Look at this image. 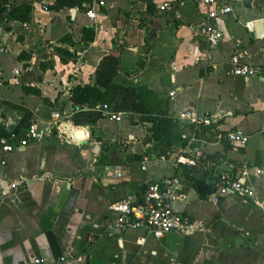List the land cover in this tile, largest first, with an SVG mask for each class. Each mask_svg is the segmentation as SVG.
Segmentation results:
<instances>
[{
	"label": "crops",
	"instance_id": "obj_1",
	"mask_svg": "<svg viewBox=\"0 0 264 264\" xmlns=\"http://www.w3.org/2000/svg\"><path fill=\"white\" fill-rule=\"evenodd\" d=\"M216 1L230 11L213 19L221 34L201 59L199 0H105L93 6V17L85 14L89 0L79 7L0 0V115L19 112L17 134L29 120L43 127L52 111L66 117L65 139L53 131L22 151L0 152V264H53L60 254L81 264H264V175L255 173L264 170V0ZM22 4L29 5L27 21L7 19ZM234 52L257 71L233 74ZM107 55L120 67L114 85L145 86L163 104L153 114L176 120L183 110L215 114L221 134H245L243 144L222 137L229 145L223 150L221 138L192 139L177 120L192 150L186 154L197 150L204 158L199 169L214 166L239 178L252 198L201 199L181 181L171 207L188 216V228L158 238L144 229H115L109 204L179 172L149 154L146 119L121 109L126 116L115 121L70 100L75 85L104 92L95 71ZM12 179L19 183L7 192Z\"/></svg>",
	"mask_w": 264,
	"mask_h": 264
},
{
	"label": "built area",
	"instance_id": "obj_2",
	"mask_svg": "<svg viewBox=\"0 0 264 264\" xmlns=\"http://www.w3.org/2000/svg\"><path fill=\"white\" fill-rule=\"evenodd\" d=\"M45 0H39L44 7ZM204 8L203 18L196 24L197 33L202 37L204 48L202 50L205 59L208 48L213 46L219 38L221 31L218 25L213 21L219 15H223L230 11L227 4H217L216 0H199ZM105 0H89L85 14L88 17H93L95 12L93 6H104ZM166 3L159 4L158 8L163 9ZM6 2L5 7H9ZM241 52H234L228 57V61L232 65L231 72L235 75L246 77L257 71L256 68L250 66L242 59ZM169 96L173 95V91L168 92ZM101 114L107 118L119 121L126 116L125 111L115 110L107 102H98L95 105ZM215 114H195L189 110H183L176 115L177 120H184L185 123L191 124L194 131H198L202 126H209L208 131L213 132L215 140L225 138L229 142L243 144L247 136L238 129L228 130L221 134L218 130ZM66 117L60 111H52L49 121L43 126H37L34 120H29L26 126L21 130L20 134L11 132L4 136H0V152L6 153L13 150L22 151L24 146L29 141H38L52 134L53 131L61 139H65V133L61 130ZM198 138V137H197ZM150 146V142L148 144ZM191 147L189 143L176 150L168 151L165 154H160L156 158L159 160L169 161L175 170H178L180 164L193 165L195 160L200 156V152L194 151L190 153ZM188 155V158L185 156ZM3 163V160L0 161ZM116 176L120 175L119 170H114ZM256 174H263L264 170L255 169ZM19 183L18 179H12L7 183V192ZM181 177L175 172L165 175L157 181L147 182L143 188L137 190V194L128 195L120 200L109 204V210L112 214V225L115 229H144L147 234L154 238L162 236L164 233L176 229H186L190 226L189 218L185 213L172 209L171 202L181 196ZM214 189L207 196L213 201L218 196L238 197L241 202H246L252 198L253 192L251 188L245 185L239 178L229 177L225 172L219 173V177L214 181ZM33 263H40L41 259L34 257ZM53 264H81L75 262L73 256L68 254H60ZM112 264H124L120 261H115Z\"/></svg>",
	"mask_w": 264,
	"mask_h": 264
},
{
	"label": "trees",
	"instance_id": "obj_3",
	"mask_svg": "<svg viewBox=\"0 0 264 264\" xmlns=\"http://www.w3.org/2000/svg\"><path fill=\"white\" fill-rule=\"evenodd\" d=\"M86 0H54L57 7H79ZM29 5L22 4L12 7L7 12V19L27 21ZM63 60V59H62ZM120 69L117 57L113 55L105 56L99 63L95 71V81L100 83L105 89L104 92H98L93 86L75 85L70 89V100L75 106L94 107L98 102H111L115 110H126L129 113H136L141 119L150 122L148 139L151 140L149 154L157 157L168 151H174L186 145L188 137L180 132V124L175 118L169 115L153 114L154 109L163 106L159 102L151 100V91L145 86L137 88H126L116 86L111 82L112 77ZM190 132H193L191 124L186 123ZM209 126H202L198 131H194V136L201 138L202 141L214 140L213 132L208 131ZM1 131L0 135L6 134ZM13 132H17V128ZM223 150L228 148V143L223 138L220 139ZM217 155V157H222ZM204 158H197L195 164L178 166V174L181 181L187 186L194 189L196 195L204 199L214 189V181L219 177V171L214 166L199 169L198 165L203 162ZM142 185L139 189L143 188Z\"/></svg>",
	"mask_w": 264,
	"mask_h": 264
},
{
	"label": "water",
	"instance_id": "obj_4",
	"mask_svg": "<svg viewBox=\"0 0 264 264\" xmlns=\"http://www.w3.org/2000/svg\"><path fill=\"white\" fill-rule=\"evenodd\" d=\"M20 117L21 116H19V112H17V115H16V112L14 115L9 114L6 118L0 115V127L5 131V133L9 134L13 132L14 128L16 127V125L18 124L20 120Z\"/></svg>",
	"mask_w": 264,
	"mask_h": 264
}]
</instances>
